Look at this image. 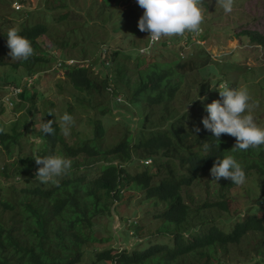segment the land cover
<instances>
[{
  "label": "trees",
  "instance_id": "1",
  "mask_svg": "<svg viewBox=\"0 0 264 264\" xmlns=\"http://www.w3.org/2000/svg\"><path fill=\"white\" fill-rule=\"evenodd\" d=\"M111 1L103 0L101 9H108ZM116 1L117 4L121 2ZM78 2L80 0H44L45 11L61 14L58 20L60 24L69 22L80 26L65 31L63 37L51 30L48 21L32 23L29 18H32L34 11H15L23 19H28L16 30L32 42L34 52L27 61L15 63H7L6 56H1L0 68L26 70L32 83L17 85L22 92L11 106L24 104L30 118L42 113L41 102L45 99L44 93L36 85L40 78H33L55 62L50 53L42 50L39 40L43 37L55 38V44L61 49L67 48L71 44L69 38L87 28L90 22V15L84 14L76 15L84 18L83 21H76L75 17L69 20L71 9L78 13L79 10L74 7ZM85 2L90 8L98 5L96 1ZM133 2L135 0L124 2L131 13L126 17V11L122 12V20L131 18L128 30L133 36H149L150 33L142 32L138 27L145 10L134 6ZM3 18L0 15V20L3 21ZM4 34L7 40L6 32ZM243 35L250 39L253 46L264 48V33L247 31ZM176 37H164L150 56L142 54L132 58V52L128 57L120 48L114 51L112 61L117 62L121 55L136 60L137 67L133 71L138 81L133 84L129 78L130 69L117 65V70H113L115 62L108 75L102 70L97 73V69L93 72L78 64L68 66L62 63L69 82L77 92L78 103L68 104L66 113L73 116L77 107L98 111V117L89 119L93 127L90 138L73 132L72 138L77 136V139L70 142L71 139L62 133L58 122L53 124L54 134H46L41 145L34 146L29 154H22V139L30 132L29 128L20 132L14 127L10 131L0 122V147L5 148L10 157L17 148L20 152L17 160L11 164L4 162L0 167V180L9 186L10 193L8 198L3 196V190L0 191V264H83L89 250L96 252L94 264H239L229 261L231 251L238 250L251 234L264 238V212L261 216L252 214L246 218L233 215L231 194L239 186L230 180L222 178L219 181L218 198L214 200L209 197L201 204L194 205L193 198L188 197L187 193L199 183L204 189L213 191L217 182L213 181L211 169L219 157L226 155L234 156L241 165L246 173V182L255 177L262 187L264 146L228 152L235 146L236 138L222 134L218 142L214 133L204 128L202 120L208 116L204 105L221 99L218 91L210 96L213 91L210 87L215 82L205 81L200 85L199 96L207 97L203 103L197 100L198 97L191 106L176 105L187 72L200 73L208 66L202 60L194 59L189 62L174 61L172 64L160 63L161 53L179 42ZM74 47H78L76 42ZM136 47L134 43L132 48L139 52ZM158 48L160 55L156 56ZM100 57L95 61L96 66L102 62ZM105 62L109 63L107 60ZM237 87L238 83L230 86ZM122 90H126L132 111L142 109L147 116L137 132L130 127L134 118H123L120 122L129 125V129L122 141L112 143L107 140L104 119L116 117L117 107L114 103L122 96L126 97ZM107 94L111 95L112 105L102 107L99 101L94 103L97 98ZM5 100L6 106L10 107ZM158 107L162 109L156 119ZM45 117L47 122L54 121L58 116L52 108ZM196 128L200 131L196 132ZM35 135L43 136V133L39 130ZM34 153L41 157L53 154L63 156L71 161L72 167L63 175V179L60 176L53 182L39 183L35 177L42 165L36 164L32 156ZM149 158L154 161L151 166L140 164L141 160ZM137 160L140 163H136ZM131 165L140 168L128 170L127 167ZM17 178L19 186L11 185L12 179ZM132 191L144 192V200L139 204L146 203L147 207L137 210H142L140 222L128 217L122 210L123 204L128 201V193ZM261 191L264 195L263 188ZM258 202L263 204V201ZM258 208L259 205H255L252 210L263 211L261 207ZM116 215L123 223V228L119 230L113 226ZM105 220L109 223L104 224ZM124 230L129 234L126 240L136 238L142 245L156 240L155 237L163 239V242L151 244L147 249L134 247L131 251L123 244L116 247L114 241L121 237L120 233ZM165 238L172 243L167 244ZM258 245L257 255L252 262L264 264V239Z\"/></svg>",
  "mask_w": 264,
  "mask_h": 264
},
{
  "label": "rangeland",
  "instance_id": "2",
  "mask_svg": "<svg viewBox=\"0 0 264 264\" xmlns=\"http://www.w3.org/2000/svg\"><path fill=\"white\" fill-rule=\"evenodd\" d=\"M91 1H96L98 3L97 7L90 8L85 0H80L74 6L79 10L78 13L71 9L69 20L75 17L76 21H83L84 18L82 19L81 16L76 17V15L84 14L90 15V22L87 28L82 29L79 34H75L69 38L71 44L67 48L61 49L59 45L54 43L55 38L43 37L39 40L42 50L50 53V57H54L55 59L50 68H46L45 72L33 78H40V82L36 85H38L37 87L45 95L44 101L41 102V114L30 118L26 113L24 104L17 103V106L15 105L14 107L10 105L11 108L6 106L4 98L10 97V89L14 90L18 87V84L23 86L26 82L30 85L32 80H29V75L25 69L15 71L11 67L0 68V122L10 131L14 127L20 132L28 128V131H30L22 139V154L31 153L32 148L37 145L33 142V138L30 135L32 133L33 135L36 134L42 128L43 122H46V112L49 109L54 108L55 113L60 117L66 113L68 104L78 105L76 101L77 92L69 82L67 70L59 68V63L62 60L74 59L76 65L78 63L82 67L92 69L93 72L97 69V73L102 70L108 75L112 63L115 62L112 61V55L117 48L125 51L128 57H130L128 54L132 52V58H134L142 55L141 50L148 42L147 34L135 37L128 30V21L131 18L122 20V12L126 11V14H124L126 17H128V13H131L128 10V6L124 3L126 0H121L119 4H117L116 0H112L109 5L110 7L108 9L104 7V10L101 9L103 0H87L88 3ZM44 5V0H0V15L4 16L3 21L5 22L0 20V57L6 56L5 60L7 63H15V61H12V58L9 56L10 49L7 46V40L4 38V32L7 34L9 28L19 29L22 23L28 22V19H23V16H20L15 11H34L32 18H29L32 20V23L38 24L48 21L51 30L59 33L62 37L65 35V31L80 27L75 23L69 24V22L60 24L58 20L61 14L57 11H45ZM133 5L140 7L137 0L133 2ZM202 11L204 16L203 23L200 26V30H203L202 36L195 35V32H185L182 35H176L179 42L162 52L161 55L159 54L160 49L156 50V56L160 55L159 60L162 64H172V62L179 60L189 62L191 59L202 60L205 62L204 64H208L207 68L203 69L200 73L190 70L187 72L182 91L177 95L179 99L176 105L179 107L180 105L192 103L194 99L198 98L200 85L205 81L215 82V85L218 82H226L230 86L233 83H238L239 87H246L248 89L251 101L253 102L252 115L255 118V122L264 127V48L253 46L250 39L243 35L247 31L264 33V0H234L233 11L227 14L217 0H202ZM55 36L57 35L55 34ZM75 42L78 47H74ZM134 43L139 52L132 48ZM100 49L104 50V52L100 51ZM98 56L102 57V62L96 66L95 61ZM132 58H125V55H121L120 59L113 64V70H117V65L128 67L130 69L129 78L133 84L138 81V77L133 71L137 67V62L134 59L131 60ZM106 59H108L110 64L105 62ZM68 64L70 65L71 63L69 62ZM125 91L122 90L126 97L122 96L118 102L114 103L117 107L115 110L116 117L104 119L107 140L112 143L122 141L124 139L123 136L129 129V125H125V122H120L123 118L126 119L132 116L134 120L130 127L135 128L137 132V128L140 125L142 127V123L147 116V113H142V109L140 111H132L128 95ZM214 93L215 91H212L210 96ZM110 96L107 94L106 96H102V98H97L94 103L99 101L102 107L110 106L112 105ZM13 102L16 103L17 100L13 99ZM53 104L55 106H52ZM161 109L162 107L156 109V119L160 116ZM97 115L98 111L95 109L77 107L72 116L73 123L70 125V130H72L67 136L71 139L70 142H74L77 139V136L72 138L73 132L76 135L77 133L78 135L82 134L81 136L83 137H92L93 127L89 119L98 117ZM35 125L36 128L34 127ZM133 135H135V132H133ZM38 145H41V142ZM19 154L20 152L17 148L14 150L13 156L10 157L5 148L0 147V167L4 162L8 164L13 163L19 158ZM138 157L142 158L140 155ZM3 158L4 161H1ZM136 163H140V161L137 160ZM140 164L143 166L142 162ZM135 167L139 166L131 165L127 169L132 170ZM61 178L63 179L64 176L62 175ZM221 180L223 179L221 178ZM18 183H20L18 178L11 181V185L15 184L19 186ZM218 184L219 182L215 183L213 191L210 192L199 183L187 193L188 197L193 198L194 205L201 204L209 197H211V200H214L218 198ZM8 187L6 183L0 180V191L3 190V196L5 195L10 198ZM262 188L264 189V180L261 187L258 184L257 178L251 177L243 185H240L239 188L234 189L231 194L233 215L238 214L241 218H246L252 214L263 215L264 195H262ZM132 192L128 193V201L123 204L122 210L125 215L140 222L142 210L140 212L137 210L147 207L146 203L139 204L144 200V192ZM133 194L135 196L132 198ZM258 201H263V204ZM255 205H259V208L261 207L263 211L254 212L252 209ZM118 211H121V209L118 208ZM117 216L113 225L115 230L123 228L122 220L120 216H118L119 219ZM7 218L8 215L5 216L6 220ZM103 223L108 224L109 222L105 220ZM120 234L121 237L114 241L116 247H118V244H123L124 246H128L129 251L133 250L134 247L147 249L151 244H159L163 240L155 237L156 240L145 242L142 245V242L136 240V238L126 240L129 234L125 230ZM263 239V236L259 234L249 235L239 246L238 250L231 251L232 256L228 257L229 261L239 264H255L252 260H255L254 258L260 246L258 244ZM164 240L167 244L171 242L166 238ZM95 255V251H87L83 264H94ZM100 264L108 263L103 262Z\"/></svg>",
  "mask_w": 264,
  "mask_h": 264
},
{
  "label": "clouds",
  "instance_id": "3",
  "mask_svg": "<svg viewBox=\"0 0 264 264\" xmlns=\"http://www.w3.org/2000/svg\"><path fill=\"white\" fill-rule=\"evenodd\" d=\"M217 2L226 14L233 11L234 0H217ZM137 3L145 10L139 20L138 27L140 31L150 33L148 41L150 39L155 42L162 37L182 35L185 32H198L204 20L202 0H137ZM6 35L7 46L10 49L9 56L12 61H27L33 55L32 42L27 37L19 34L14 28H10ZM102 51L104 52V50ZM72 60L75 61L69 59L61 62L68 66H75L76 64L69 65L67 63ZM106 60L108 61V59ZM59 68L64 67L59 66ZM210 88L213 91H218L221 99L204 105L208 116L203 118L202 123L206 130L214 133L215 140L220 142L222 134L235 137L236 144L228 152L264 146V127L258 125L252 115L253 102L248 89L246 87L230 88L226 82ZM11 95L12 90L10 91ZM198 97L197 100L202 103L207 100V97H200L199 94ZM58 122L62 133L68 136L73 117L64 113L61 117H55L54 121H44L40 129L43 136L30 135L33 142L39 144L46 134H54L53 124ZM34 127L36 128V125ZM195 131L199 132L200 129L196 128ZM32 156L37 165H42L38 168L35 180L43 184L53 182L57 177L66 174L72 167L71 161L60 155L41 157L34 153ZM141 162L143 166H151L154 161L149 158L141 160ZM211 176L217 183L221 178H224L237 186L243 185L247 178L245 171L232 155L219 157L211 169Z\"/></svg>",
  "mask_w": 264,
  "mask_h": 264
},
{
  "label": "built area",
  "instance_id": "4",
  "mask_svg": "<svg viewBox=\"0 0 264 264\" xmlns=\"http://www.w3.org/2000/svg\"><path fill=\"white\" fill-rule=\"evenodd\" d=\"M202 34H203V31L202 30H199L198 32H195V35H197V36H202ZM176 36V35H175ZM170 37H174V36H170ZM164 37H162L160 40H158V41H155V42H153V41H151L150 39H149V41H148V45L145 47V48H143L142 50H141V54H144V55H150L152 52H153V50H154V47L158 44V43H160V41L163 39ZM71 63L70 65H73V64H75L76 62L75 61H67V63ZM59 66H62V62H60L59 63ZM22 92V90L21 89H14V90H12V95L10 96V97H7V102L10 104V105H12L13 106V99H15V98H17L18 96H19V94Z\"/></svg>",
  "mask_w": 264,
  "mask_h": 264
}]
</instances>
